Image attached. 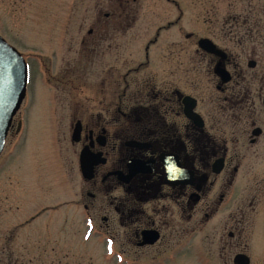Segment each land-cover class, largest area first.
<instances>
[{
    "label": "flooded vegetation",
    "instance_id": "af4514ba",
    "mask_svg": "<svg viewBox=\"0 0 264 264\" xmlns=\"http://www.w3.org/2000/svg\"><path fill=\"white\" fill-rule=\"evenodd\" d=\"M226 6L214 8V33L196 39L213 48L197 44V94L167 61L138 76L123 70L115 45L118 63L109 64L108 31L92 27L83 72H69V61L52 81L70 94L82 179L67 219L83 234L91 225L104 264H264V0Z\"/></svg>",
    "mask_w": 264,
    "mask_h": 264
},
{
    "label": "rangeland",
    "instance_id": "374dc122",
    "mask_svg": "<svg viewBox=\"0 0 264 264\" xmlns=\"http://www.w3.org/2000/svg\"><path fill=\"white\" fill-rule=\"evenodd\" d=\"M226 1L0 0V35L30 65L25 98L0 153V264L106 263L91 225H84V235L78 221L67 219L80 199L82 179L70 141V94L52 82L58 71L68 70L69 61L73 66L80 55L83 59L81 44L93 37L89 27L93 34L108 31L109 64L118 63L115 45L123 70L138 76L160 70V62L167 61L165 71L186 76V90L197 94L192 83L204 63L196 39L214 33V8L222 14ZM78 67L77 62L69 72H83Z\"/></svg>",
    "mask_w": 264,
    "mask_h": 264
},
{
    "label": "water",
    "instance_id": "95a60500",
    "mask_svg": "<svg viewBox=\"0 0 264 264\" xmlns=\"http://www.w3.org/2000/svg\"><path fill=\"white\" fill-rule=\"evenodd\" d=\"M197 44L213 51L210 41L200 38ZM28 81V66L21 53L0 35V152L4 139L25 95ZM20 122L17 123V130ZM80 169L83 176L90 172L91 167L85 162L84 153L80 154Z\"/></svg>",
    "mask_w": 264,
    "mask_h": 264
},
{
    "label": "snow or ice",
    "instance_id": "6c2138e0",
    "mask_svg": "<svg viewBox=\"0 0 264 264\" xmlns=\"http://www.w3.org/2000/svg\"><path fill=\"white\" fill-rule=\"evenodd\" d=\"M109 250H111V243H109Z\"/></svg>",
    "mask_w": 264,
    "mask_h": 264
}]
</instances>
